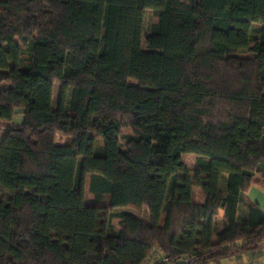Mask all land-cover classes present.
I'll list each match as a JSON object with an SVG mask.
<instances>
[{
    "label": "trees",
    "instance_id": "obj_1",
    "mask_svg": "<svg viewBox=\"0 0 264 264\" xmlns=\"http://www.w3.org/2000/svg\"><path fill=\"white\" fill-rule=\"evenodd\" d=\"M17 113L0 264H210L264 246V209L237 216L264 177V0H0V120Z\"/></svg>",
    "mask_w": 264,
    "mask_h": 264
},
{
    "label": "rangeland",
    "instance_id": "obj_2",
    "mask_svg": "<svg viewBox=\"0 0 264 264\" xmlns=\"http://www.w3.org/2000/svg\"><path fill=\"white\" fill-rule=\"evenodd\" d=\"M155 20H156V17H155L153 10L152 9H146L144 11V17H143L144 29H143V32L141 34V43L142 44H143L144 37L147 34L149 27L151 26L152 23L155 22ZM256 27H258L257 23H253L251 26V30L254 28L255 29L253 30V32L251 31V35L249 37V44H253L255 41L253 33H254V35L257 34ZM237 54L241 55V56H248L251 53L247 52L246 50L241 49L237 52ZM53 88H54L53 94H54V103H55L56 97L58 95V83L57 82L54 83ZM21 122H22V115L20 113L15 114V116L13 117V119L10 123L3 121V120H0V139L3 136L8 124L19 125ZM57 138H59L60 140L63 139L59 134L57 135ZM182 161H183L185 167H187L188 169H192L196 166L195 165V158H194L193 154L183 155ZM225 181H226V174L223 173L221 175L220 184H219V189L222 193H224L225 189H226ZM252 184H253L252 187H254V189L252 190V194H256L260 198V200H261L260 202L262 204H264V177L261 176L260 174L256 175L254 177V182ZM192 196H193L195 201L202 202L204 200L203 194H202V192L198 186L193 187ZM88 198H89L88 192H87V190H85V203L88 205H91V203L88 202ZM97 205L99 207H107V205L104 203H100ZM131 210L134 213H136L138 216H140L141 218L148 219L150 216V213L147 211L146 207H142L140 209H133L132 208ZM219 217H220V213L217 214L216 219H218ZM227 259H223L222 261L223 262L228 261Z\"/></svg>",
    "mask_w": 264,
    "mask_h": 264
},
{
    "label": "crops",
    "instance_id": "obj_3",
    "mask_svg": "<svg viewBox=\"0 0 264 264\" xmlns=\"http://www.w3.org/2000/svg\"><path fill=\"white\" fill-rule=\"evenodd\" d=\"M252 185L253 184H251L247 191H243V193H241L240 195L239 206L237 211V216L240 220H244L246 218L247 204L249 202L257 203L264 209V204L260 202V198L256 194H252V190L254 189ZM219 213L221 217L222 210H219ZM222 260L210 264H264V246H261L253 251L241 255L230 257L227 259L228 261L223 262Z\"/></svg>",
    "mask_w": 264,
    "mask_h": 264
},
{
    "label": "built area",
    "instance_id": "obj_4",
    "mask_svg": "<svg viewBox=\"0 0 264 264\" xmlns=\"http://www.w3.org/2000/svg\"><path fill=\"white\" fill-rule=\"evenodd\" d=\"M160 260L162 261V262H168L169 260H170V258L168 257V256H161L160 257ZM183 264H186V263H183Z\"/></svg>",
    "mask_w": 264,
    "mask_h": 264
},
{
    "label": "water",
    "instance_id": "obj_5",
    "mask_svg": "<svg viewBox=\"0 0 264 264\" xmlns=\"http://www.w3.org/2000/svg\"><path fill=\"white\" fill-rule=\"evenodd\" d=\"M178 264H183V261H179Z\"/></svg>",
    "mask_w": 264,
    "mask_h": 264
}]
</instances>
